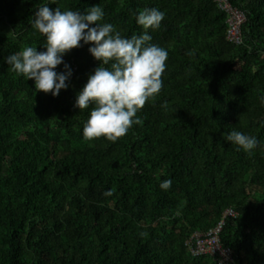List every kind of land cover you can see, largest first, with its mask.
I'll return each mask as SVG.
<instances>
[{
	"label": "trees",
	"instance_id": "1",
	"mask_svg": "<svg viewBox=\"0 0 264 264\" xmlns=\"http://www.w3.org/2000/svg\"><path fill=\"white\" fill-rule=\"evenodd\" d=\"M45 2L0 0V264H219L188 239L221 219L234 264H264V0H229L245 13L239 44L217 0H58L101 5L124 36L143 31L145 7L166 14L148 30L168 50L163 86L115 142L85 140L92 106L74 107L100 63L89 45L64 56L57 96L5 62L42 48L30 20ZM233 129L261 143L248 154L224 139Z\"/></svg>",
	"mask_w": 264,
	"mask_h": 264
},
{
	"label": "clouds",
	"instance_id": "2",
	"mask_svg": "<svg viewBox=\"0 0 264 264\" xmlns=\"http://www.w3.org/2000/svg\"><path fill=\"white\" fill-rule=\"evenodd\" d=\"M50 4L57 6L51 8ZM134 15L143 31L124 36L112 23L104 21L105 11L99 4L83 11L62 10L58 0H46L30 20L31 27L45 38L42 48L27 45L5 57V62L17 74L34 79L37 91L57 96L69 88L73 75L64 56L75 47L89 45V52L100 63L77 93L74 107L83 110L92 106L83 125L85 140L103 136L115 142L139 123L136 114L161 90L167 67L168 50L151 43L148 31L160 27L165 12L145 7ZM58 65H63V70L58 71ZM224 139L248 154L261 143L256 136L234 129ZM171 185V179H163L159 187L168 190ZM104 194L111 195V191Z\"/></svg>",
	"mask_w": 264,
	"mask_h": 264
},
{
	"label": "built area",
	"instance_id": "3",
	"mask_svg": "<svg viewBox=\"0 0 264 264\" xmlns=\"http://www.w3.org/2000/svg\"><path fill=\"white\" fill-rule=\"evenodd\" d=\"M219 6L227 13L228 39L234 43L242 42L241 27L245 21V13L234 7L229 0H217ZM226 215H234L232 209H227ZM224 219L205 232L195 231L188 239L193 254L209 253L215 256L219 264H234L232 250L221 243L220 232Z\"/></svg>",
	"mask_w": 264,
	"mask_h": 264
}]
</instances>
